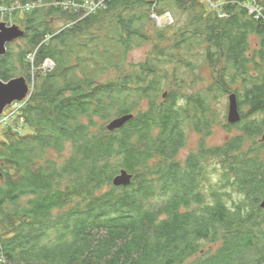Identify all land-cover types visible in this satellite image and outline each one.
I'll list each match as a JSON object with an SVG mask.
<instances>
[{"label":"trees","instance_id":"trees-1","mask_svg":"<svg viewBox=\"0 0 264 264\" xmlns=\"http://www.w3.org/2000/svg\"><path fill=\"white\" fill-rule=\"evenodd\" d=\"M39 1L5 17L25 29V46L13 54L7 44L0 78L18 63L29 82L36 46L35 63L54 68L36 73L22 114L31 132L0 142V225L10 234L0 235V264H262L264 10L228 0L219 17L200 0H108L79 20ZM17 2L37 0H0ZM166 12L176 20L158 26L151 14ZM57 16L76 22L53 27ZM144 45L146 58L126 69ZM180 68L205 89L184 95ZM108 71L116 76L96 80ZM214 90L235 92L241 113L224 121L236 132L221 145L207 144ZM126 113L134 117L113 131L95 121ZM191 133L199 142L178 159ZM120 168L130 185H112Z\"/></svg>","mask_w":264,"mask_h":264},{"label":"rangeland","instance_id":"rangeland-1","mask_svg":"<svg viewBox=\"0 0 264 264\" xmlns=\"http://www.w3.org/2000/svg\"><path fill=\"white\" fill-rule=\"evenodd\" d=\"M62 1V0H60ZM201 1V0H200ZM228 0H219L218 2H222V3H229L227 2ZM55 2L56 0H52L51 2H49L47 4V6H57L55 5ZM202 2V1H201ZM205 4V3H204ZM225 4V5H226ZM41 5H45L43 2L41 3L39 0H37V2H32V3H29L28 5H23V4H19V2L17 3H14L10 6H7V5H4V4H0V20L1 21H4L6 22L8 25L12 24L13 22H10L11 20L9 19H5L6 16H8L12 11L14 10H21V12H23L22 14H20L21 16L23 14H25L24 12H26V10H30V9H33V8H37L38 6H41ZM244 5L251 11V12H257L258 14H260L262 16V13H263V4L258 0V1H247L244 3ZM206 6V5H205ZM58 7V6H57ZM207 7V6H206ZM208 9V8H207ZM208 10H211V11H216L217 13L221 12L222 8L220 9H213L212 7ZM223 12V11H222ZM96 13V12H94ZM93 14V13H91ZM90 15V14H89ZM172 17H173V20H176L175 16L171 13ZM88 16L87 14H82L81 17L79 18L82 19L84 17ZM157 22L158 23H163L164 22V19H163V16H157ZM52 25L53 27H66L68 25H71V24H74L76 21H71V22H67V23H64V19H62L61 17H54L52 20ZM172 24V23H171ZM166 25H169V24H166ZM160 26V25H158ZM163 26V25H162ZM23 28V27H21ZM24 29V28H23ZM25 38L23 39H18L16 41H14V43L10 46L11 48V52L13 54H15L16 52L20 51L21 49L24 48L25 46V41H24ZM150 47L151 45H144V46H141V47H137L135 49H133L132 51H130L128 54H127V65H126V69L130 70V67L128 66L129 64H135V63H138V62H141L143 61L146 56H147V53L149 52L150 50ZM38 49V46H36L33 50V53L36 52V50ZM51 61V67H50V70H52L54 68V62L50 59ZM44 62H41V64L37 65L34 61V58H33V61L31 62L30 60V63H28L30 65V81L28 82L30 87H31V94L29 96V99L33 93V88H34V82H35V76H36V73L37 72H42V73H46V72H49L50 70H47V67L46 65H44ZM197 73L201 74L203 77H204V82L208 83L210 81V74H211V69L205 65H201L199 68L196 69ZM188 73V70L184 69V68H180L179 69V72H178V76H179V82H181V85H182V89H181V92L184 94V95H187L188 93L192 92V91H202L205 89L204 87V83H200V82H194L192 80L193 77H191V80L186 78V75ZM26 72H23V68L18 64L16 63V71L15 73H13L12 75V78L14 77H19V76H25L26 77ZM116 76V73L115 71H108L106 74L100 76L98 79H96L97 81H105V80H108L110 78H114ZM168 83L171 84V80L169 79L168 80ZM205 83V84H206ZM215 94L217 95V97L215 99H213V101L211 102V105L213 106V112L216 113V124H215V127L212 131V134L210 135V137L208 138L207 140V144L208 145H221L223 144L225 138L228 136V135H232L234 134V130L230 132H228L226 130V128L224 127V121L226 122V112H227V94H224V93H219L217 91H215ZM181 100V99H180ZM24 101H21L20 103H17L16 101H13L11 104L7 105L5 107V109H8L7 112L10 110V112H12L13 109H17L19 114H21V112L24 110V106H26V103H22ZM183 102V100H182ZM22 104V105H21ZM12 105V106H11ZM11 106V107H10ZM21 106V109H19V107ZM10 107V109H9ZM19 114L16 115L14 114V117L10 120L13 127H10L9 126H6L7 125V122H4V124H0V142L4 139H6V137L8 135H12L14 137H22V136H25L26 134L30 133L31 132V129L29 128V126L27 125V123L25 122H21L20 118H19ZM114 117L116 116H112L110 117L109 119L105 120V121H100L97 117H95V121L99 124V123H103L104 126L106 125V123L113 119ZM256 118L258 120H263L264 119V113H260V114H257L256 115ZM263 129V128H262ZM261 135V133H260ZM260 135L258 137V139L260 138ZM257 139V140H258ZM199 142V136L195 133H191L190 136H189V139H188V145L185 149H181V151L179 152L178 156L179 158L181 159H184L188 152H189V149L196 146ZM67 152V151H65ZM50 156L51 157H56V153L54 151H51L50 152ZM66 156V153L62 156H60V159L64 158ZM59 157V156H57ZM263 158H264V153H263ZM215 177L212 179L214 181ZM8 226L7 225H0V235L1 234H5L6 232V236H9V232H8ZM211 247V246H210ZM0 258L1 260H4L5 258H2V255H0ZM7 263V261L5 262Z\"/></svg>","mask_w":264,"mask_h":264},{"label":"water","instance_id":"water-1","mask_svg":"<svg viewBox=\"0 0 264 264\" xmlns=\"http://www.w3.org/2000/svg\"><path fill=\"white\" fill-rule=\"evenodd\" d=\"M25 29L21 28L19 24L12 23L8 25L6 22L0 20V56L7 53V44L13 43L25 36ZM29 83L25 76L11 78L7 81L0 78V115L5 107L13 101H21L29 94ZM166 97V92L163 98ZM134 117L133 113H126L114 117L109 120L105 129L113 131L122 128L129 120ZM241 120V113L238 106V98L235 92H230L227 95V112L226 122L229 124L238 123ZM260 142H264V129L259 138ZM133 179V174L124 168H120L119 172L112 178V185L115 187L130 185ZM259 207L264 210V197L259 202ZM264 264V262L262 263Z\"/></svg>","mask_w":264,"mask_h":264},{"label":"built area","instance_id":"built-area-1","mask_svg":"<svg viewBox=\"0 0 264 264\" xmlns=\"http://www.w3.org/2000/svg\"><path fill=\"white\" fill-rule=\"evenodd\" d=\"M107 1L108 0H62V1L56 0L55 5L59 6L63 10H67L70 13L79 14L80 17H81L82 14L89 15L91 13L97 12L100 9H104L106 7ZM201 1L203 3H205V5L207 6L208 9H210L211 7L213 9L222 8L221 12H219V13L214 11L219 17L227 16V14L225 13V10H224V6H225L226 3L224 4L222 2H218L219 0H201ZM251 1H253V0H250V2ZM251 13L258 14L257 12H251ZM258 15H260V14H258ZM151 16L154 19L155 23L157 25H160V26H162L163 24H171V23H173V18H172L171 14L169 12H166L163 15V19H164L163 23H158L157 22L158 20L156 18L157 17L156 14L152 13ZM29 58H30V60L32 62L33 58H34V55H30ZM44 65H46L47 70H50L51 61L44 62ZM30 94H31V91H29V94L27 95V97L25 99L21 100V101H24L22 103L25 104V103L28 102ZM21 101H16V102L20 103ZM10 107H9V109H10ZM19 109H21V106L19 107ZM7 110L8 109H4L2 115L0 116V124H4V122H7L6 126H9V128H10V127H13V125H12L10 120L14 117V114L18 115L19 112H18L17 109H13L12 112H10V110L7 112ZM19 118L21 119L20 121L23 122V118H22V116L20 114H19ZM0 255H2V254L0 253ZM2 258H3V256H2Z\"/></svg>","mask_w":264,"mask_h":264},{"label":"bare ground","instance_id":"bare-ground-1","mask_svg":"<svg viewBox=\"0 0 264 264\" xmlns=\"http://www.w3.org/2000/svg\"><path fill=\"white\" fill-rule=\"evenodd\" d=\"M240 2V1H239ZM226 9V8H225ZM253 14V13H252ZM258 18V17H257ZM21 27V26H20ZM252 49V48H251ZM31 55H34V53H32ZM29 61H30V58H29ZM48 61H50V59L49 58H47L46 60H45V62H48ZM29 87V91H31V87L30 86H28ZM25 107V106H24ZM244 108V107H243ZM3 113V112H2ZM21 114H23V111L21 112ZM2 115V114H1ZM0 115V116H1ZM22 116V115H21ZM22 118H23V116H22ZM243 119V118H242ZM23 122H24V119H23ZM22 122V123H23ZM239 122H241V121H239Z\"/></svg>","mask_w":264,"mask_h":264},{"label":"flooded vegetation","instance_id":"flooded-vegetation-1","mask_svg":"<svg viewBox=\"0 0 264 264\" xmlns=\"http://www.w3.org/2000/svg\"><path fill=\"white\" fill-rule=\"evenodd\" d=\"M227 95H228V94H227ZM177 158H178V159H181V158H179V156H177ZM5 262H6V261H4V262H2V263H5Z\"/></svg>","mask_w":264,"mask_h":264},{"label":"clouds","instance_id":"clouds-1","mask_svg":"<svg viewBox=\"0 0 264 264\" xmlns=\"http://www.w3.org/2000/svg\"><path fill=\"white\" fill-rule=\"evenodd\" d=\"M30 86V85H29Z\"/></svg>","mask_w":264,"mask_h":264}]
</instances>
